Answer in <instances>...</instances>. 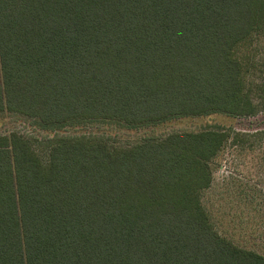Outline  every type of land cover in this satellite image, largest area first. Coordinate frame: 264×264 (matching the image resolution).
Segmentation results:
<instances>
[{
  "label": "trees",
  "instance_id": "16d2710c",
  "mask_svg": "<svg viewBox=\"0 0 264 264\" xmlns=\"http://www.w3.org/2000/svg\"><path fill=\"white\" fill-rule=\"evenodd\" d=\"M264 0H0V115L42 129L264 117ZM256 78V79H255ZM172 133L127 148L0 137V264H264L204 204L213 162L256 133ZM232 139V141H231Z\"/></svg>",
  "mask_w": 264,
  "mask_h": 264
},
{
  "label": "rangeland",
  "instance_id": "374dc122",
  "mask_svg": "<svg viewBox=\"0 0 264 264\" xmlns=\"http://www.w3.org/2000/svg\"><path fill=\"white\" fill-rule=\"evenodd\" d=\"M244 55L264 57V38L256 48L244 51ZM209 129L256 133L264 131V117L236 120L213 114L179 117L140 127H128L114 121H91L48 131L30 117L9 112L0 115V137L23 136L36 143L46 160L49 148L63 139L101 138L115 148H127L147 139L160 140L176 132ZM256 141H259L258 149L242 155H238L230 143L226 145L213 162L214 182L204 195V204L223 236L238 246L264 255V136Z\"/></svg>",
  "mask_w": 264,
  "mask_h": 264
}]
</instances>
